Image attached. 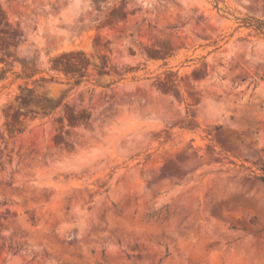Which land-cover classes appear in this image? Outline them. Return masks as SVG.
Instances as JSON below:
<instances>
[{
	"label": "clouds",
	"instance_id": "obj_1",
	"mask_svg": "<svg viewBox=\"0 0 264 264\" xmlns=\"http://www.w3.org/2000/svg\"><path fill=\"white\" fill-rule=\"evenodd\" d=\"M0 264H264V0H0Z\"/></svg>",
	"mask_w": 264,
	"mask_h": 264
}]
</instances>
